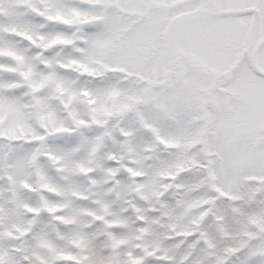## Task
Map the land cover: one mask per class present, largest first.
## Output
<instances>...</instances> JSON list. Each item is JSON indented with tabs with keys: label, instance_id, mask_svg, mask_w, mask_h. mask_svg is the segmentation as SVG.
<instances>
[{
	"label": "snow or ice",
	"instance_id": "6c2138e0",
	"mask_svg": "<svg viewBox=\"0 0 264 264\" xmlns=\"http://www.w3.org/2000/svg\"><path fill=\"white\" fill-rule=\"evenodd\" d=\"M0 264H264V0H0Z\"/></svg>",
	"mask_w": 264,
	"mask_h": 264
}]
</instances>
